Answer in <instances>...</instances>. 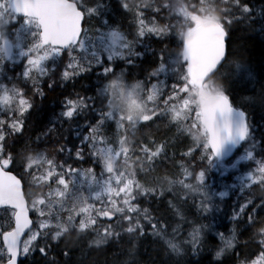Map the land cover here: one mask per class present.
Returning <instances> with one entry per match:
<instances>
[{
    "label": "snow or ice",
    "instance_id": "1",
    "mask_svg": "<svg viewBox=\"0 0 264 264\" xmlns=\"http://www.w3.org/2000/svg\"><path fill=\"white\" fill-rule=\"evenodd\" d=\"M121 10L132 17L131 39L114 20L113 13ZM92 18H103L95 35L84 27ZM245 22L258 23L264 33V7L257 13L248 0H115L114 5L101 0H0V206L9 213L0 224V264H25L30 257V264H38L36 253L43 264H60L50 255L57 249L64 264H82L73 261L70 244L99 249L125 237V264H138L139 244L149 237L163 246L169 258L164 264H181L178 258L188 251L199 255L209 237L219 240L212 264H226L230 256L237 264H264V197L244 196L233 209V227L226 235L218 230L216 213L218 198L228 193L209 182L211 171L225 175L246 160L251 163L239 179V192L264 187V132L257 141L256 126L245 111L233 107L228 94L233 77L250 75L246 65L229 60L226 44L229 29ZM152 39L174 40L177 49L169 51L165 44L157 53L145 43ZM148 55L153 57L148 61L151 71L143 66ZM18 60L23 70L16 73ZM137 67L147 75L129 83L126 78ZM93 73L94 95L64 96L49 126L34 138L25 137L35 97L45 99V88L54 91ZM161 76L176 79L170 91ZM259 103L264 106V91ZM161 118L191 146L180 153L178 178L153 176L144 183L140 175L176 155L168 152L174 141L150 139L145 144L129 134ZM106 123H115L114 139L105 134ZM50 144L56 145L55 154ZM238 145L243 155L230 160ZM65 153L66 159H57ZM69 160H90L92 167H75ZM205 161L206 167H199ZM25 178L30 189H37L27 198ZM161 206L171 209L181 223H166L169 217ZM189 213L195 219L188 220ZM185 225L190 231L180 240ZM240 248L248 249L243 259Z\"/></svg>",
    "mask_w": 264,
    "mask_h": 264
},
{
    "label": "trees",
    "instance_id": "2",
    "mask_svg": "<svg viewBox=\"0 0 264 264\" xmlns=\"http://www.w3.org/2000/svg\"><path fill=\"white\" fill-rule=\"evenodd\" d=\"M103 3H111L115 4V0H101ZM248 2L254 5L256 12L264 7V0H248ZM114 20L116 24L121 25L123 29L131 23L129 20V14H123L122 10L120 14L113 13ZM175 23V21H173ZM102 18H92L86 22V26L94 25L97 28L101 26ZM126 25V26H125ZM259 24L252 23L249 24L247 22L234 24L229 29L228 34V51L230 53L229 60H239L242 64L246 65L249 69V73H245L242 77L236 78L233 77L235 81L232 83L229 91V96L232 102L240 107H242L246 113L248 114L249 119L251 120V124L256 126L255 136L257 141L261 139V133L264 132V106L259 103L260 94L264 91V33L258 31ZM145 43L150 44L151 49H155L157 53L159 50L164 47L165 44L168 45L169 51H175L177 49V43L174 40H165L163 43L158 42L155 39L151 41H146ZM139 50H144L143 48H138ZM153 57L150 55L146 57L144 61V67H148V61H151ZM140 61H137V65H140ZM155 66V65H153ZM21 68H15V72H21ZM132 75L130 79H140L145 77L146 72H142L140 67L132 69ZM8 75H14L13 72H8ZM96 81V76L93 73L91 76H85L83 78H78L74 82H67L66 84H61L56 87L54 91H48L45 88V92L47 93L45 99H41L40 97L34 98L35 108L32 111V115L28 120V124L25 129V137L32 136L33 138L42 130L46 129L48 125V121L51 119H55V115L60 112L59 104L64 99V96L69 95L73 92H79L81 95H94V91L92 90V86ZM4 83H8V81H3ZM11 86V85H9ZM91 119V115L88 117ZM81 124H84L85 121L82 119L80 121ZM148 123V122H147ZM146 124V123H145ZM64 128H68V124L64 125ZM104 132L110 138L116 136L117 129L115 123L107 124L104 128ZM65 136H68L70 140H72L71 134L67 131L64 133ZM130 139L136 142H142L145 144L149 143L150 139H155L157 142H160L162 139H168L170 141H174L168 149L169 156L171 157L172 153H176V155L169 159L166 163H157L156 169L154 172L148 173L146 176L140 175L139 179L141 182L150 183L153 176H164L168 175L175 178L176 175V159L180 156V153L185 152L188 147L191 146L190 140L185 139L184 137L176 136V129L174 127L168 126L167 118H161L154 120L150 126L147 128L141 129L137 128L134 135L129 134ZM63 142V141H61ZM74 143H79L78 140H73ZM55 144H50L49 147L53 149ZM69 147L72 145L69 144ZM151 146V145H150ZM23 148V144H17V151H21ZM259 145L257 147V152H259ZM200 155L199 152L195 153V156L198 157ZM67 154L57 156V159H66ZM261 156H257V160L261 159ZM69 163H72L75 167L88 168L92 167V163L90 160H86L85 162L76 164L73 160H69ZM189 163V161H188ZM250 161L242 162L241 165L243 167H239L236 170L229 171L225 175H221L219 172L213 170L210 172L211 180L210 183H215L217 186V191L227 190L228 194L222 199L218 198V203L220 204V211L217 215L220 225H224L230 223V217L233 213L234 207L237 206L238 203L244 202V196H253L256 198L264 197V187L255 185L251 190L246 191L243 195L239 192V179L243 176V171L246 170ZM207 162L199 165V167H206ZM255 165V164H252ZM199 167L196 169L199 171ZM19 173L18 170L13 169ZM97 171L99 169L97 168ZM26 181V178H25ZM229 187H225V186ZM235 185V187H231ZM28 187V185H27ZM28 190H32L28 187ZM35 191V190H33ZM257 203H259V199H257ZM142 207H149L150 209L155 208V205L143 204ZM161 210L165 211L164 206H161ZM157 211H153V214ZM168 209L165 211V215L168 213ZM158 213V212H157ZM172 216L174 213L170 210ZM261 215H264L262 213ZM173 227V226H172ZM172 227H169L168 230H172ZM246 233L244 236H241V240H245L250 235ZM125 240L122 241H113L111 244L107 246H103L99 249L93 248L92 250H88L87 247H82L81 245H76V250L73 253V261L82 262V264H125L126 261L129 260L127 255V248L129 245ZM210 245V246H209ZM218 245V239L209 237L202 251L197 256H193L190 251L188 254L178 258L181 260V264H195L196 261H199V264H212L214 251L213 246ZM63 246V245H61ZM252 249H255V245L251 246ZM237 251L241 254V259L244 258L248 249L240 248ZM50 255H56L60 260V264H64V257L59 254V249H57L54 253H50ZM199 258V259H193ZM32 258L30 257V260ZM38 264H43V261L40 260V257L35 256ZM138 261V264H164L169 258L165 254L163 250V246L159 243L153 242V238L149 237L147 240H143L140 242L138 247V254L135 257ZM25 264H30V262H25ZM226 264H237L234 256H230L226 261Z\"/></svg>",
    "mask_w": 264,
    "mask_h": 264
},
{
    "label": "rangeland",
    "instance_id": "3",
    "mask_svg": "<svg viewBox=\"0 0 264 264\" xmlns=\"http://www.w3.org/2000/svg\"><path fill=\"white\" fill-rule=\"evenodd\" d=\"M131 2H132V0H130ZM132 19V18H131ZM117 20H115V22H116ZM117 23H118V21H117ZM122 26H124L122 23H120ZM126 26V25H125ZM88 29H93L92 27H89ZM128 29H129V27L128 28H126L125 29V33H128ZM95 30V29H94ZM90 35H95V33L94 32H90ZM20 62H22V61H17V63H20ZM96 71H99V69H97ZM133 72V71H132ZM134 73V72H133ZM163 78H164V76H162ZM129 79H127V81H128ZM134 80H136V79H132L131 80V82L130 81H128L129 83H133V82H135ZM164 80V79H163ZM156 82V81H155ZM155 82H153V83H155ZM168 85V91H170L171 90V87H170V85L169 84H167ZM165 94H167V92L165 93ZM151 106V105H150ZM111 138H115V136H113V137H111ZM245 147H247V145L245 146ZM241 152H244V149L242 148V151ZM237 158H239V157H236L235 159H237ZM144 176H146V175H144ZM223 191H225V192H227L228 193V191L227 190H223ZM191 198H189V201H188V203L189 204H191ZM170 210L171 209H168V213L166 214L168 217H169V219L166 221V223H168V224H170L171 226H173V227H175L177 224H179V223H181V221L179 220V217L178 216H172V214L170 213ZM172 211V210H171ZM194 211V210H193ZM219 214V212L218 213H216V216ZM155 215H159V212L157 213V214H155ZM190 215H192V214H190ZM192 219H195V217L192 215V216H188V220H192ZM202 222H204L205 223V221H202ZM207 223V222H206ZM183 229H185V231L183 230V232H182V234L179 236V239L180 240H185V239H187V233L190 231V227H186V226H184L183 227ZM171 232V231H170ZM70 245H73V244H70ZM73 246H75L76 247V245H73ZM210 246V245H209ZM77 248V247H76ZM193 259H199V258H193Z\"/></svg>",
    "mask_w": 264,
    "mask_h": 264
},
{
    "label": "flooded vegetation",
    "instance_id": "4",
    "mask_svg": "<svg viewBox=\"0 0 264 264\" xmlns=\"http://www.w3.org/2000/svg\"><path fill=\"white\" fill-rule=\"evenodd\" d=\"M70 247H73L74 248V252H75V250H76V247L75 246H73V245H69ZM73 252V253H74ZM36 257H39V253H36V255H35ZM31 260H30V258H29V261H25V262H30Z\"/></svg>",
    "mask_w": 264,
    "mask_h": 264
},
{
    "label": "water",
    "instance_id": "5",
    "mask_svg": "<svg viewBox=\"0 0 264 264\" xmlns=\"http://www.w3.org/2000/svg\"><path fill=\"white\" fill-rule=\"evenodd\" d=\"M226 44H227V48H228V42H227V39H226ZM233 107H235V106H233ZM239 146V145H238ZM237 146V147H238ZM236 149H234L233 151H235ZM13 175H16L14 172H13ZM18 177V176H17ZM19 178V177H18ZM22 184H23V182H22ZM23 191H24V185H23ZM25 193V192H24ZM1 207V206H0ZM30 216H31V213H30ZM31 218H32V216H31Z\"/></svg>",
    "mask_w": 264,
    "mask_h": 264
}]
</instances>
